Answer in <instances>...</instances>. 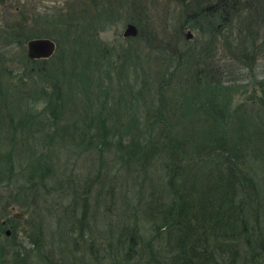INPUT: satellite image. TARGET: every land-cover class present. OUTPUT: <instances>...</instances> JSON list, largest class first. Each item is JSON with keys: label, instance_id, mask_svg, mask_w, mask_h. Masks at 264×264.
<instances>
[{"label": "trees", "instance_id": "1", "mask_svg": "<svg viewBox=\"0 0 264 264\" xmlns=\"http://www.w3.org/2000/svg\"><path fill=\"white\" fill-rule=\"evenodd\" d=\"M87 1L0 23V264H264V78L251 72L264 5L177 0L168 31L146 0ZM112 21L137 35L102 41ZM38 39L54 43L50 57H28ZM81 158L84 177L70 172ZM118 173L156 179L145 227L136 210L112 221ZM49 192L54 233L41 218ZM97 209L103 227L87 240ZM16 211L29 219L21 241Z\"/></svg>", "mask_w": 264, "mask_h": 264}, {"label": "rangeland", "instance_id": "2", "mask_svg": "<svg viewBox=\"0 0 264 264\" xmlns=\"http://www.w3.org/2000/svg\"><path fill=\"white\" fill-rule=\"evenodd\" d=\"M98 1V0H96ZM187 1V0H185ZM247 1L249 5H264V0H244ZM148 2L149 13H150V21L156 28H161L163 26L162 23L165 24L168 31L172 28V20L177 17L180 13L181 5L177 0H146ZM65 5H89L87 0H0V23L4 22L3 20H11L13 19L17 12L20 10L28 11V9H33L34 14L38 13L41 17L42 16H49L53 13H57L58 11H62ZM253 7V6H252ZM51 19V17H50ZM49 19V20H50ZM41 21V19H40ZM100 31V39L106 43L116 44L117 40H122L121 35L125 27V23L119 21H112L110 23H103L101 25ZM189 33V32H188ZM187 35V34H186ZM223 58V57H222ZM221 58V59H222ZM230 60L231 56H226ZM225 58V59H226ZM225 61V60H224ZM223 62V61H222ZM223 64V63H221ZM228 69H232L235 73H241L244 77H250V71L240 64H236V66H232V68L227 67ZM252 74L257 79L264 78V57L254 60V64L251 70ZM72 164L70 172L73 175L84 177V175L89 173L90 163L88 160L81 158L79 160H70ZM107 168L111 171L112 175L116 174L117 167L113 163H108ZM122 173H118L117 175V200L114 202L115 206L111 208L109 214L112 216V221H115L116 218L120 217H129L130 213L133 211L138 212V225L142 228L145 227V219L141 215V211L145 209V205L149 201L150 193L154 192L157 195L160 194V190L158 188L155 189V180L153 183H149V181H145L142 186H133L131 183H123L122 181L123 176ZM260 183L263 185L264 189V174H261ZM122 187V189H120ZM120 191V193L118 192ZM49 196L47 199V205L43 206L45 209L41 215L42 218V225L43 230L47 233L50 231H57L59 228V221L61 218V207L58 199V194L49 192L47 193ZM52 197V198H50ZM54 201V202H52ZM52 202V203H51ZM92 203V202H91ZM18 215V218L15 216ZM88 222L90 223V234L88 231H84V237L88 240L89 235L98 238L99 230L103 227V219L99 210H94L93 212L88 214ZM16 223L13 222V225L18 229L16 234V241H21L23 234L21 231H24L25 228V221L29 220L28 216H21L19 212H14L13 215ZM128 219V218H127ZM61 224V223H60ZM49 237L47 236V239ZM97 241V239H96ZM98 242V241H97ZM97 248L93 250V252L97 253Z\"/></svg>", "mask_w": 264, "mask_h": 264}, {"label": "water", "instance_id": "3", "mask_svg": "<svg viewBox=\"0 0 264 264\" xmlns=\"http://www.w3.org/2000/svg\"><path fill=\"white\" fill-rule=\"evenodd\" d=\"M137 29L132 24L126 25L123 30L122 36L124 38L135 37ZM192 35L187 33L186 39L191 40ZM54 43L47 39L32 40L27 43V54L31 59H46L54 52ZM18 217V216H17ZM9 235V231L6 232Z\"/></svg>", "mask_w": 264, "mask_h": 264}, {"label": "bare ground", "instance_id": "4", "mask_svg": "<svg viewBox=\"0 0 264 264\" xmlns=\"http://www.w3.org/2000/svg\"><path fill=\"white\" fill-rule=\"evenodd\" d=\"M7 231H9V230H7ZM7 231H6V232H7ZM6 232H5V233H6ZM9 234H10V231H9ZM6 236H9V235H6Z\"/></svg>", "mask_w": 264, "mask_h": 264}]
</instances>
